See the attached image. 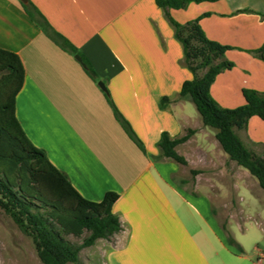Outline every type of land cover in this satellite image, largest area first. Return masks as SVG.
Segmentation results:
<instances>
[{
    "label": "crops",
    "instance_id": "crops-1",
    "mask_svg": "<svg viewBox=\"0 0 264 264\" xmlns=\"http://www.w3.org/2000/svg\"><path fill=\"white\" fill-rule=\"evenodd\" d=\"M28 3L85 56L97 81L41 29L33 9L24 7ZM170 13L182 24L210 13L200 21L207 37L231 47L225 56L234 67L211 87L221 107L244 105L243 89L264 92V61L256 52L264 46V0L204 1ZM0 48L23 62L16 116L33 144L86 199L119 195L113 212L122 230L104 264H223L217 252L212 258L213 241L229 244L213 221L210 197L182 188L174 180H185L179 179L185 166L160 157L163 132L180 138L196 131L176 148L190 166L194 160L185 147L200 138L198 147L207 150L211 137L194 103L180 96L192 74L174 27L154 0H0ZM99 81L144 151L116 118ZM164 97L170 99L165 108ZM240 132L247 147L264 155L261 118L251 117Z\"/></svg>",
    "mask_w": 264,
    "mask_h": 264
},
{
    "label": "trees",
    "instance_id": "trees-1",
    "mask_svg": "<svg viewBox=\"0 0 264 264\" xmlns=\"http://www.w3.org/2000/svg\"><path fill=\"white\" fill-rule=\"evenodd\" d=\"M154 1L174 27L175 37L183 45L184 63L192 74V79L183 83L180 96L194 103L203 125L216 130V139L228 158L246 169L264 190V155L247 147L237 133L247 129L253 116L264 121V92L243 89L244 105L233 109L221 107L213 98L211 87L219 74L234 67V63L225 56L231 47L207 37L200 21L210 13L183 24L170 13L172 9H185L191 3L215 0ZM24 7L27 11L29 7L33 9L41 29L63 50L82 57L87 74L97 81V75L85 56L55 31L31 3L24 4ZM34 13H31L32 17ZM256 52L264 61V46ZM24 79L25 68L19 55L0 48V209L31 237L43 264H83L80 256L82 249L94 246L100 239L112 240L121 232V222L113 212L119 195L110 191L99 202L86 199L73 186L67 174L33 144L16 116V96L23 87ZM106 95L116 118L144 151L142 141L110 95ZM169 103L168 97L161 99V107L165 108ZM195 132L188 129L180 138H171L168 132H163L158 142L160 157L187 166L186 158L176 148ZM174 181L182 188L187 183L185 180ZM69 236L82 238V242H72ZM227 242L241 251L242 247L230 234Z\"/></svg>",
    "mask_w": 264,
    "mask_h": 264
},
{
    "label": "rangeland",
    "instance_id": "rangeland-1",
    "mask_svg": "<svg viewBox=\"0 0 264 264\" xmlns=\"http://www.w3.org/2000/svg\"><path fill=\"white\" fill-rule=\"evenodd\" d=\"M196 113L202 123L197 110ZM206 128L211 137L210 147L207 150L199 148L198 144H203L200 138L197 143L185 147L194 162L193 166H185V172L179 174V179L187 180V191L201 194L200 199L205 200L204 195L210 197L217 216H213V221L225 235L226 242L230 234L242 247L240 251L235 246H222L214 239L212 258H217V252L223 264H264V190L246 169L222 154L215 136L216 130ZM237 133L241 135L240 131ZM192 171L197 173L193 174ZM198 208L202 211L201 204H198ZM68 239L75 243L82 242V238L73 236ZM200 242L205 248L201 239ZM111 244V240H98L94 246L82 249V263L104 264L105 253ZM0 264H43L31 237L23 233L1 209Z\"/></svg>",
    "mask_w": 264,
    "mask_h": 264
},
{
    "label": "water",
    "instance_id": "water-1",
    "mask_svg": "<svg viewBox=\"0 0 264 264\" xmlns=\"http://www.w3.org/2000/svg\"><path fill=\"white\" fill-rule=\"evenodd\" d=\"M22 1H23V3L27 2V0H22ZM75 59H77V61H79V63H81L83 65V67H86V64L84 63V61L80 55H75ZM98 85L106 94H109V91H108V89H107V87L103 81H99Z\"/></svg>",
    "mask_w": 264,
    "mask_h": 264
}]
</instances>
